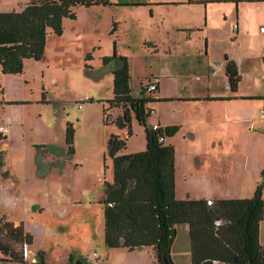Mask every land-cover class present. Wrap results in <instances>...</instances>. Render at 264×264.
<instances>
[{
	"label": "rangeland",
	"instance_id": "374dc122",
	"mask_svg": "<svg viewBox=\"0 0 264 264\" xmlns=\"http://www.w3.org/2000/svg\"><path fill=\"white\" fill-rule=\"evenodd\" d=\"M110 1L112 5L108 6H78L76 18L64 20L63 34L51 31L39 64L41 70L31 65L27 78L23 74L5 73L0 77L5 83L3 95L7 100L27 101L4 104L5 109L0 112V118L12 117L15 123L12 136L0 140L5 162L0 168V218L5 215L23 222L33 235L34 252L44 250L49 264H65L71 255L74 261L86 264H135L138 260L132 257L134 250L110 248L104 242L101 200L105 182L113 181L108 139L113 133L120 134L127 139V151L136 152L146 148V137L144 127L136 120L132 128L129 125L122 128L112 121L106 123L103 112L107 104L99 98L113 94L114 75L112 78L111 66L104 65L102 57L114 54L112 32L116 33L117 45L131 61L132 92L140 95L141 82L145 85L151 73L149 68L172 64L179 55V46L173 52H168L167 44L165 48L167 36L162 34V23L188 17L189 13L185 7L162 6L166 2L158 3L151 12L149 7L130 5L127 1L131 0ZM26 2L0 0V9L20 10ZM241 5L249 8L246 16L252 27L257 24L259 30L256 20L264 16V11L258 6L264 7V3ZM234 6L225 1L212 3L211 23L218 25L225 14L230 18L229 11ZM259 41L255 36L243 45L248 52L258 53L262 51ZM150 45H156L159 52L148 48ZM88 53L92 54L91 61H86ZM260 62L257 87L258 91H264V61ZM182 65L189 66L184 56ZM43 85L48 102L40 101ZM218 86L223 83L219 81ZM144 92L149 94L146 88ZM245 103L244 107L210 103L207 111L213 119L208 128L198 127L194 139L189 135L185 139L184 131L171 137L179 165L178 195L183 198H187V192L198 198H208L210 192L226 194L228 198L254 195L257 184L263 180L264 117L260 109L264 107V99H249ZM147 106L153 110L148 119L150 124L158 117L184 118L191 109L186 102L175 101L150 102ZM68 122L75 128L73 154L67 151ZM192 151L199 154L192 155ZM175 228L173 261L191 264L188 225L180 223ZM260 240L264 242V219L260 223ZM106 251L110 253L106 255ZM34 252L30 253L31 261ZM153 258L151 252L146 264H151Z\"/></svg>",
	"mask_w": 264,
	"mask_h": 264
},
{
	"label": "trees",
	"instance_id": "16d2710c",
	"mask_svg": "<svg viewBox=\"0 0 264 264\" xmlns=\"http://www.w3.org/2000/svg\"><path fill=\"white\" fill-rule=\"evenodd\" d=\"M110 0H27L20 10L0 11V69L5 74H19L25 60L44 57L48 35L64 32V20L76 18L78 6L109 5ZM114 29H115V25ZM113 29V30H114ZM114 33V32H112ZM116 45V42H115ZM87 59L92 54L86 55ZM225 71L231 92H237L241 75L236 62L225 55ZM115 61L113 96L107 100L109 108H119L123 114L115 119L120 127H131L132 114L144 127L146 148L125 152L127 139L113 133L108 139V156L113 167V181L105 182L104 242L110 248L133 251L144 246L153 247L156 261L174 264L172 246L175 226L189 227L191 264H264V244L260 240V223L264 219L263 180L248 198H194L176 197V149L166 139L173 137L180 125H149L150 102L160 100L154 92L138 96L132 94L131 75L126 56H104L103 63ZM156 92V91H155ZM0 84V104L4 99ZM230 95L224 99H232ZM168 100V98H163ZM173 99V98H170ZM48 102L45 94L40 100ZM103 116L109 123L104 108ZM7 135L0 132V140ZM75 128L67 123L66 144L73 154ZM4 151L0 150V168L4 165ZM226 218L227 224L216 221ZM24 244L30 248L33 235L25 230L23 222L15 224L5 215L0 218V264H49L44 250L35 253L36 260L25 258ZM66 264H74L71 255Z\"/></svg>",
	"mask_w": 264,
	"mask_h": 264
},
{
	"label": "crops",
	"instance_id": "0c3cea01",
	"mask_svg": "<svg viewBox=\"0 0 264 264\" xmlns=\"http://www.w3.org/2000/svg\"><path fill=\"white\" fill-rule=\"evenodd\" d=\"M222 1L230 2V3L232 2L235 5L234 6L235 9L234 10L230 9L229 11L230 18H228V15L225 14L224 21L216 25L214 23H211L210 21V7L212 3L222 2ZM127 2L133 6L149 7L151 9V12L154 10L153 7L157 6L158 3L166 2V4L162 6L185 7L188 9V13H189L188 17H184V18L178 17L167 23L165 22L162 23V30H163L162 34L167 36V43H165V48L167 44L169 48L168 52H173L175 46L177 45L180 47V50L178 51L179 55L176 56V59L174 58L172 64L166 63L164 66L161 67L151 66L149 68L151 73H148L149 75L146 77L147 82L151 78V76H156L159 78L158 89L154 93V95L160 98V100L155 102H161V101H167V102L175 101L182 103L186 102L191 106L189 115H185L184 118L178 117L173 120H168L166 118L161 119V117H158V120L153 124H150L147 120L149 125L161 124L164 126V125L178 124L180 125L179 131L186 132V134H184L185 139L187 135H189L190 137H192V139H194L196 137L197 134L196 131L198 127L203 129L208 128L209 123H212V119H213L212 114L209 113V111H207V108L210 105V103H217V104L221 103L222 105L224 104L228 105V103H231L229 105H233V106L237 105L239 107H244L246 104L245 103L246 100L264 99V91H258V87H257L258 74L260 73L262 68L260 61L261 60L264 61V30H261V28L264 27V16L260 15L258 20H256L259 26V30H258L256 26L257 24L254 27H252V23L248 20L246 16V11L249 10V8L247 6L241 5L244 2H254L260 4V3H264V0H154V1L131 0ZM100 6H108V5H100ZM258 8H261L264 11L263 6H258ZM6 10H12V9H6ZM0 11H4V10L0 9ZM235 23H238L237 30H235L234 28ZM115 32H118V30ZM113 35L116 42V51L118 52V55H123L124 52L119 48V45H117L116 33H113ZM255 36H258L260 40L259 42L262 46V51L258 53H251L246 50L247 47H245L243 44L247 40L249 41L252 40V38H255ZM203 41L205 42V44H203ZM149 42L151 43V41ZM151 47L154 48V51L159 52V49L156 45H150V47L148 46V48ZM184 47H189L190 50L188 51ZM226 54L229 56L231 60L236 62L238 71L241 75V80L239 82L238 90L237 92L234 93L231 92L229 88L228 77L225 71ZM105 56H110V55H105ZM183 56L187 61V63L189 64L188 67L182 65ZM42 59L40 60H35L33 58L26 59L24 70L22 73L19 74H23V76L27 78L28 77V75L26 74L27 69L31 65H35V67L38 70H41V66H39V64L42 61ZM92 59L93 58L91 59L86 58V61H91ZM127 60H128L129 70L131 72V61L128 57ZM113 63L117 64L115 61H110L107 64L103 63L104 65L111 66L112 78L114 75L113 70L115 68L114 66H112ZM155 72H159V74L157 75ZM3 75L4 73L0 69V77H2ZM219 81L223 83V86H218ZM113 83H114V78H113ZM0 84L4 88L3 85L5 83L1 79H0ZM143 88H146L147 90V83L144 85V83L141 82V89ZM141 89H140V93H141ZM4 92H5V88H4ZM46 92L47 90L43 85L42 97L43 94L45 95L47 94ZM230 95L234 97L232 99H224L229 97ZM112 96L113 94L111 96L99 98L100 100H103L107 104V107H105V109H107V114H109V122L111 121L115 122V119L123 114L122 110L119 108L108 107L107 100L110 99ZM163 98H168V100H164ZM4 99L7 100L5 97ZM10 100L11 99H8L7 101ZM10 102H14V101H10ZM4 104L9 105L10 103L0 104V112L4 111L5 108L2 107ZM262 109H264V107L260 109V112ZM135 120L136 118L133 113L131 128L133 127L134 125L133 123ZM0 123L7 124V126L9 127V131L5 139L12 136L13 127L15 125L13 118L12 117L8 119L0 118ZM119 136L122 137V135L120 134ZM166 142L173 144L171 137L167 138ZM125 152H128L127 149L125 150ZM195 153L199 154V152L192 151V155ZM202 162L204 161L202 160ZM178 171H179V165L178 162H176V197L179 199H184L183 198L184 196L182 194L178 195L177 192ZM208 194H209L208 198L230 197L229 195L226 194L213 195L212 192ZM186 195L187 197L198 198L192 193L187 192ZM13 222L15 224L20 223L17 221L16 222L13 221ZM261 243L264 244L263 241H261ZM146 248L147 250H145ZM190 248H191V244H190ZM31 249L32 252H34L32 247ZM118 249H121L126 252L128 251L124 248H118ZM151 252L153 253L155 258L151 260V264H154V262L156 261V255L153 247L144 246L141 248H137L132 252L135 254V255L132 254L133 255L132 257L136 256L138 258L137 262L140 260L139 263L136 262L137 264H146L148 259L151 258ZM109 253H110L109 251L105 252L106 255H108Z\"/></svg>",
	"mask_w": 264,
	"mask_h": 264
},
{
	"label": "built area",
	"instance_id": "2783aa9c",
	"mask_svg": "<svg viewBox=\"0 0 264 264\" xmlns=\"http://www.w3.org/2000/svg\"><path fill=\"white\" fill-rule=\"evenodd\" d=\"M234 28H235V30L238 29V23L234 24ZM261 30H264V27H262ZM158 84H159V78L158 77L153 76L152 78H150L148 80V82H147V90H148V92L157 91ZM260 113L264 117V109H262ZM154 127H157V124L154 125ZM8 131H9V127L7 126V124L0 123V132H2L3 134L7 135ZM227 222H228V220L226 218H221V219L216 221V225L217 226L225 225V224H227ZM30 253H32L31 248H29V246L27 244H24V255H25L26 259L30 258ZM32 260L35 261L36 257L33 256Z\"/></svg>",
	"mask_w": 264,
	"mask_h": 264
},
{
	"label": "water",
	"instance_id": "95a60500",
	"mask_svg": "<svg viewBox=\"0 0 264 264\" xmlns=\"http://www.w3.org/2000/svg\"><path fill=\"white\" fill-rule=\"evenodd\" d=\"M74 264H86V263L82 260H77V261H74ZM164 264H170V263L167 260H165Z\"/></svg>",
	"mask_w": 264,
	"mask_h": 264
}]
</instances>
